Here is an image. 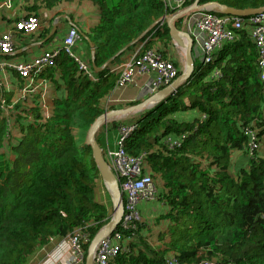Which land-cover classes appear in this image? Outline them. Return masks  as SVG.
<instances>
[{"label":"trees","instance_id":"1","mask_svg":"<svg viewBox=\"0 0 264 264\" xmlns=\"http://www.w3.org/2000/svg\"><path fill=\"white\" fill-rule=\"evenodd\" d=\"M83 1L23 0V7L27 16L39 17L43 9ZM88 1L97 9V21L82 33V41L94 48L93 71L92 63L101 68L148 36L144 49L167 58L172 43L167 24L145 33L172 12L163 0ZM200 2L239 10L264 6V0ZM236 32L209 63L194 56L191 79L133 121L138 127L124 149L129 155L146 154L143 171L153 177L160 190L157 204L163 206L150 219L118 227L124 246L108 264H264V85L249 24ZM109 67L94 71L93 80L61 50L36 75L53 82L50 116L44 114L41 92L30 104L28 97L11 108L5 98L6 108L0 109V264H27L53 238L77 229L86 254L110 220L112 202L85 144L95 119L116 107L104 102L120 77ZM247 128L256 136L253 151Z\"/></svg>","mask_w":264,"mask_h":264},{"label":"built area","instance_id":"2","mask_svg":"<svg viewBox=\"0 0 264 264\" xmlns=\"http://www.w3.org/2000/svg\"><path fill=\"white\" fill-rule=\"evenodd\" d=\"M167 7L173 11L183 9L192 0H163ZM184 27L194 40L195 48L198 47L204 63H209L213 59V52L221 48L227 42L233 41L237 30L249 24L251 36L256 44L257 67L259 69L260 80L264 85V11L247 18L222 16L213 10L193 11L182 19ZM40 20L35 15L22 18L16 23L15 31L26 34L37 31ZM16 33L8 30L0 35V54L12 53L16 46ZM81 35L76 27H70L63 41L64 52L74 57L79 63L80 69L87 73L90 78L96 80L92 69L88 64L79 60L73 51ZM145 42L141 45V50L121 67L120 77L117 87H124L133 80V69L138 66L141 72H153L154 79L149 84V91L156 92L161 87L169 85L177 76L178 70L174 63L163 57L156 49L142 50ZM59 54L57 51H46L31 62L19 63L15 69L22 77L29 78L33 74L41 73L44 68L51 65ZM218 74V72H216ZM36 76V75H34ZM26 89V88H25ZM264 92V88H263ZM5 99H0V109H5ZM138 124L122 123L119 126V138L117 148L108 150L106 156L111 169L113 170L119 187L124 197V216L122 223L126 226L129 223L141 221L142 217L138 208L141 200H153L157 197L156 187L153 177L144 173V162L146 154L129 155L124 149L126 138L131 135ZM245 133L250 136L249 148L251 151L258 147L254 132L247 128ZM74 250V256L66 264H85V252L82 247V236L77 229L69 235ZM124 238L121 233L115 231L110 237L100 241L97 246L93 264H108L124 246ZM170 264H173L170 261ZM201 264H216L210 261H203Z\"/></svg>","mask_w":264,"mask_h":264},{"label":"crops","instance_id":"3","mask_svg":"<svg viewBox=\"0 0 264 264\" xmlns=\"http://www.w3.org/2000/svg\"><path fill=\"white\" fill-rule=\"evenodd\" d=\"M26 16L27 12L23 7V0H0V35L8 30L14 31L17 35L13 52L0 54V99H9L11 105L9 104L8 107L11 108L18 102L22 103L21 101L26 100L28 97L30 99L27 104H30L33 101L32 95L41 92L44 114L50 116L54 92L52 80L34 76L42 72L33 74L29 78L22 77L15 66L19 63L31 62L46 51L61 52L69 28L76 27L81 34L88 31L97 21V9L88 0L74 4L61 3L57 8L41 10L40 26L37 31L29 34L16 32V23ZM180 24L181 26L178 28L183 29V23L180 22ZM141 45L142 42L136 44L124 53L126 55L110 64L109 72H119L120 74L123 64L141 50ZM73 51L79 60L89 65L94 53L92 47L89 48L88 44L82 41V38L73 48ZM167 55L177 63L181 73L185 67V56L181 47L173 39L172 43L168 45ZM194 56L202 61L198 47L195 48ZM94 71L97 72V70ZM94 71L93 74L96 76ZM133 74L132 82L122 88L117 87L104 100L105 104L116 106L114 109L127 108L131 106L129 104L143 102L153 94L149 91V84L154 79L155 74L153 72H141L138 66L134 67ZM55 76L58 77V74ZM137 112L140 113V111ZM137 112L118 116L101 128L97 136L99 144L100 146L103 145L102 148L105 152L117 148L119 125L133 122L138 117L136 116L138 115ZM159 191L156 188L157 196ZM157 202L158 197L153 200H141L139 202L138 206L143 219H150L155 214L160 213L163 205H158ZM73 256L74 250L69 236L57 237L38 249L27 264H66Z\"/></svg>","mask_w":264,"mask_h":264},{"label":"water","instance_id":"4","mask_svg":"<svg viewBox=\"0 0 264 264\" xmlns=\"http://www.w3.org/2000/svg\"><path fill=\"white\" fill-rule=\"evenodd\" d=\"M205 9L215 10L222 15L247 17L250 15L257 14L261 11H264V6L260 8H247V9L239 10L227 6H222L215 2L201 3L200 0H194V2L191 5L187 6L183 10L176 13L164 15L163 17L158 19L154 24H152V26H150V28L145 32L147 33L156 24L166 22L171 38L176 42L177 45L181 47V49L184 52L185 67L184 70L180 73V75L170 85L152 94L145 101L131 105L127 108L108 110L102 113L100 116H98L88 128L85 138V144L91 147L92 157L94 159L95 165L97 166L100 172L102 181L110 196L113 212L111 214L110 220L98 230V232L95 234V236L89 243L85 257V264H93V260L98 244L100 243L101 240L110 237L118 229V227L122 223V219L124 216L123 193L119 187L117 178L113 170L111 169L107 159L105 158L104 150L97 141V133L99 132L100 128L103 125L107 124L115 117L124 116L131 112L143 111L145 109H150L154 107L156 104L160 103L161 101L166 100L170 95L175 93L178 89H180L191 79L195 70V60L193 56L194 40L189 32L179 29L176 23L180 18H182L184 15L191 13L192 11L205 10ZM143 35L141 37H143ZM132 44H129L118 54H116L114 57L109 59L104 65V67L112 64L115 58L117 56H120L121 54H124L132 46ZM91 47H92V52H94V48L92 45ZM92 65L94 70L97 71H100L104 68V67L98 68L94 65V63H92ZM151 103L153 105L149 107L148 105Z\"/></svg>","mask_w":264,"mask_h":264},{"label":"clouds","instance_id":"5","mask_svg":"<svg viewBox=\"0 0 264 264\" xmlns=\"http://www.w3.org/2000/svg\"><path fill=\"white\" fill-rule=\"evenodd\" d=\"M193 2H194V0L191 1V2H189V3L187 4V6L191 5ZM187 6H185L184 8H186ZM184 8H183V9H184ZM183 9H181V10H183ZM181 10H179V11H181ZM205 10H211V9H205ZM179 11H173V10H172V12H171V13H168V14L176 13V12H179ZM195 11H200V10H195ZM201 11H202V10H201ZM213 11H215V10H213ZM192 12H193V11H192ZM192 12H191V13H192ZM216 12H217V11H216ZM191 13H189V14H191ZM217 13L220 14L219 12H217ZM168 14H166V15H168ZM189 14H187V15H189ZM220 15H222V14H220ZM29 16H30V15H29ZM184 16H186V15H184ZM184 16H183V17H184ZM222 16H228V15H222ZM250 16H252V15H250ZM250 16H247V17H250ZM26 17H28V16H26ZM26 17H23V18H26ZM183 17L180 18L178 21H180V22L182 23V19H183ZM231 17H234V16H231ZM235 17H239V16H235ZM247 17H242V18H247ZM20 20H21V19H20ZM163 23H164V22L159 23V24H156V25H161V24H163ZM165 23H166V22H165ZM156 25H154L153 27H155ZM153 27H152V28H153ZM182 30H183V29H182ZM187 32H188V31H187ZM79 33H80V32H79ZM80 35H81V38H82V34H81V33H80ZM144 35H145V34H144ZM150 38H151V36L146 37V39L142 41V44H143L144 42L146 43ZM140 39H141V38H140ZM137 41H139V39H138ZM137 41H136V42H137ZM138 43H141V42H138ZM138 43H137V44H138ZM135 46H136V45H135ZM144 47H145V44H144L142 50H146V49H144ZM193 52H195V46H194V48H193ZM193 56H194V55H193ZM163 57H164V56H163ZM165 58H166V57H165ZM167 59H168V58H167ZM169 60H170V59H169ZM203 62H204V61H203ZM173 63H174V62H173ZM174 65H175V64H174ZM88 66L91 68L90 65H88ZM106 67H107V66H106ZM176 68H177V67H176ZM91 69H92V68H91ZM177 70H178V68H177ZM92 71H93V69H92ZM120 71H121V70H120ZM178 71H179V70H178ZM179 75H180V74H179ZM179 75L177 74L176 78H177ZM94 76H95V75H94ZM95 78H96V80H97V76H95ZM176 78H175V79H176ZM91 79H92V78H91ZM175 79H174V80H175ZM174 80H173V81H174ZM173 81H172V82H173ZM172 82H171V83H172ZM171 83H170V84H171ZM170 84H169V85H170ZM167 86H168V85H167ZM164 87H166V86H164ZM164 87H161L160 89H162V88H164ZM160 89H159V90H160ZM159 90H157V91H159ZM157 91H156V92H157ZM156 92H153V94L156 93ZM173 94H174V93H173ZM163 101H164V100H163ZM161 102H162V101H161ZM137 104H138V103H137ZM158 104H159V103H158ZM156 105H157V104H156ZM156 105H155V106H156ZM152 108H153V107H152ZM150 109H151V108H150ZM107 111H108V110H107ZM143 111H144V110H143ZM141 112H142V111H141ZM115 118H116V117H115ZM131 123H132V122H131ZM121 124H122V123H121ZM103 126H104V125H103ZM119 126H120V125H119ZM101 128H102V127H101ZM101 128H100V130H101ZM104 155H105V158L107 159V156H106V152H105V151H104ZM107 161H108V159H107ZM108 163H109V162H108ZM155 187H156V185H155ZM157 197H158V196H157ZM139 211H140V210H139ZM140 214H141V212H140ZM141 217H142V214H141ZM142 220H143V217H142ZM142 220H141V221H142ZM116 231H117V230H116ZM85 257H86V254H85Z\"/></svg>","mask_w":264,"mask_h":264},{"label":"rangeland","instance_id":"6","mask_svg":"<svg viewBox=\"0 0 264 264\" xmlns=\"http://www.w3.org/2000/svg\"><path fill=\"white\" fill-rule=\"evenodd\" d=\"M37 17H38V16H37ZM38 18H39V20H41L40 15H39ZM183 29H184L185 31H187V27H184V26H183ZM124 55H126V54H123L122 56H124ZM152 105H153V104H152ZM152 105H150L149 107H151ZM145 110H149V109H145ZM145 110H144V111H145ZM142 112H143V111H142ZM142 112H141V111H140V113L137 112L138 115H136V116H139ZM102 146H103V145H102ZM102 146H101V147H102ZM106 198H107V201L111 202V199H109L110 197H107V194H106ZM112 212H113V207H112Z\"/></svg>","mask_w":264,"mask_h":264},{"label":"bare ground","instance_id":"7","mask_svg":"<svg viewBox=\"0 0 264 264\" xmlns=\"http://www.w3.org/2000/svg\"><path fill=\"white\" fill-rule=\"evenodd\" d=\"M150 105H152V103H151V104H149L148 106H150Z\"/></svg>","mask_w":264,"mask_h":264}]
</instances>
